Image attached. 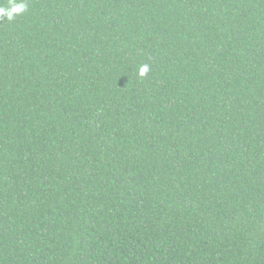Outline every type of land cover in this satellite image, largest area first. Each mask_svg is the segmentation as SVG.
Instances as JSON below:
<instances>
[{
	"label": "trees",
	"instance_id": "obj_1",
	"mask_svg": "<svg viewBox=\"0 0 264 264\" xmlns=\"http://www.w3.org/2000/svg\"><path fill=\"white\" fill-rule=\"evenodd\" d=\"M25 2L0 264H264V0Z\"/></svg>",
	"mask_w": 264,
	"mask_h": 264
},
{
	"label": "clouds",
	"instance_id": "obj_2",
	"mask_svg": "<svg viewBox=\"0 0 264 264\" xmlns=\"http://www.w3.org/2000/svg\"><path fill=\"white\" fill-rule=\"evenodd\" d=\"M27 11V3L25 0H7L6 5H0V15H3L8 20H12L14 16L20 15ZM150 71L148 64H142L137 69L139 76H145Z\"/></svg>",
	"mask_w": 264,
	"mask_h": 264
}]
</instances>
